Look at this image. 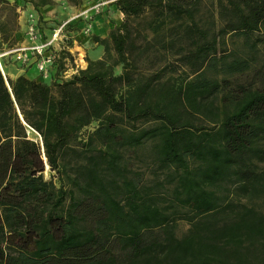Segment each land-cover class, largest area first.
<instances>
[{
	"label": "trees",
	"instance_id": "1",
	"mask_svg": "<svg viewBox=\"0 0 264 264\" xmlns=\"http://www.w3.org/2000/svg\"><path fill=\"white\" fill-rule=\"evenodd\" d=\"M108 3L69 77L0 71V264H264V0Z\"/></svg>",
	"mask_w": 264,
	"mask_h": 264
},
{
	"label": "built area",
	"instance_id": "2",
	"mask_svg": "<svg viewBox=\"0 0 264 264\" xmlns=\"http://www.w3.org/2000/svg\"><path fill=\"white\" fill-rule=\"evenodd\" d=\"M110 1L90 0L48 27L45 13L30 1L17 4L20 27L15 32L14 42L0 49V69L2 56H8L19 66L33 65L41 79L69 77L86 64L83 53L75 52V35L90 33L94 17ZM76 20H79L78 30L67 29V24Z\"/></svg>",
	"mask_w": 264,
	"mask_h": 264
},
{
	"label": "rangeland",
	"instance_id": "3",
	"mask_svg": "<svg viewBox=\"0 0 264 264\" xmlns=\"http://www.w3.org/2000/svg\"><path fill=\"white\" fill-rule=\"evenodd\" d=\"M22 0H0V19H5L7 20V26L14 28L15 27V32L18 31L20 27V22L21 21L18 17V13L16 11V6H14V3H21ZM63 1L65 3H63ZM90 0H52L51 6L46 7L43 12L46 15V23L45 26H50L52 23H55L57 19L66 16L67 13L70 14L74 12L77 8L80 6H83L84 4L88 3ZM2 11V13H1ZM104 13L106 17H109L110 20L114 23H118L120 21L119 17L121 18V14L116 10L115 6H113L111 3H107L106 6L94 17V19L98 18L101 16V14ZM99 15V16H98ZM98 16V17H97ZM93 19V20H94ZM100 20V19H98ZM73 30V29H69ZM74 32V31H73ZM107 33L103 34V36H106ZM92 32L90 29V33L88 34H82L80 32H77L75 35L76 37V44H74L75 47V52H82L83 53V58L86 63V58H89L86 54V52L83 50V46L86 42H88V39L85 40L86 38L92 37ZM100 36V37H103ZM241 37H232V41L228 40L227 46L229 49H237V53H240V49L244 50V47H242V40L240 39ZM5 45V44H2ZM246 50V48H245ZM103 52V51H102ZM4 60V67L2 68L3 73L7 75H12L14 71H9V67L11 68H17L19 65L16 64L14 61H12L8 56H2ZM70 60V59H69ZM264 62V46H261L260 49L255 51V60L253 61L254 65H257L258 63ZM1 66H3L1 64ZM120 66L116 65L114 67V71H119ZM14 70V69H12ZM177 72H173V75L176 76ZM43 80L49 81V78H44ZM95 125V122H91L89 125H87L86 129H90ZM27 133L29 136L33 138H38L36 133L31 130L30 128H27ZM53 173V170H49L47 165L45 164L44 170H43V177L44 178H49L51 174ZM54 179V176H53ZM186 227V224L181 222L178 225V231L184 229Z\"/></svg>",
	"mask_w": 264,
	"mask_h": 264
},
{
	"label": "crops",
	"instance_id": "4",
	"mask_svg": "<svg viewBox=\"0 0 264 264\" xmlns=\"http://www.w3.org/2000/svg\"><path fill=\"white\" fill-rule=\"evenodd\" d=\"M117 10V9H116ZM118 11V10H117ZM120 13V11H118ZM121 14V13H120ZM98 17V16H97ZM100 19V20H98ZM120 19V17H119ZM114 25H117V23H114L110 20L109 17H106L104 13L101 14L100 17L94 19L91 23V32L92 34H96L98 36H103V34L107 33V31L112 28ZM88 39V42H86L83 46V50L87 53L86 55L91 58V59H96L99 58L102 54V44L98 43L97 41H94L91 37L86 38L85 40ZM9 71H14L11 77H14L15 75L22 73L28 78H33L36 80H40L41 77L39 76L37 70L33 65H28V66H18L17 68H8ZM14 69V70H12ZM0 71L3 73L2 66Z\"/></svg>",
	"mask_w": 264,
	"mask_h": 264
}]
</instances>
